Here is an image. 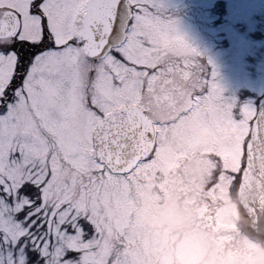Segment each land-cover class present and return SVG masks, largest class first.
<instances>
[{
	"label": "snow or ice",
	"instance_id": "1",
	"mask_svg": "<svg viewBox=\"0 0 264 264\" xmlns=\"http://www.w3.org/2000/svg\"><path fill=\"white\" fill-rule=\"evenodd\" d=\"M162 0H0V264H141L142 194L166 179L146 97L243 136L264 106L225 97ZM249 135H244L245 130ZM213 168L205 191L246 167ZM259 222L264 200L252 207Z\"/></svg>",
	"mask_w": 264,
	"mask_h": 264
},
{
	"label": "flooded vegetation",
	"instance_id": "2",
	"mask_svg": "<svg viewBox=\"0 0 264 264\" xmlns=\"http://www.w3.org/2000/svg\"><path fill=\"white\" fill-rule=\"evenodd\" d=\"M259 73V90L246 89L256 94L252 98L255 105L264 92V70ZM222 90L227 97L230 88ZM146 104L154 119L179 117L161 139L157 153L158 167L166 179L157 191L149 188L142 194L145 209L139 205L149 210L150 225L153 218L160 219L152 223L151 234L164 246L174 245L173 255L178 243L183 254L178 261L185 264H264V235L251 227L238 200L240 181L233 183L225 176L210 192L205 191L211 170L219 167L209 154L219 155L225 168L238 170L242 155L245 163L243 136L235 161L232 130L221 135L209 129L214 125L211 119L180 117L184 95L179 89L170 91L167 103L157 104L146 97ZM200 124L208 127L206 133L197 129ZM172 235L176 237L171 242ZM205 240L210 245H204Z\"/></svg>",
	"mask_w": 264,
	"mask_h": 264
},
{
	"label": "rangeland",
	"instance_id": "3",
	"mask_svg": "<svg viewBox=\"0 0 264 264\" xmlns=\"http://www.w3.org/2000/svg\"><path fill=\"white\" fill-rule=\"evenodd\" d=\"M162 2L167 16L174 21L176 34L196 48L205 62L211 60L219 86L225 90L230 88L227 97H235L242 104L252 102L256 94L252 92L251 95L246 89L259 90V72L264 70V0H162ZM207 128L204 124L197 126L203 133H206ZM209 129L216 130L221 135L226 132L215 123ZM232 132L233 155L236 161L241 134L236 130ZM139 205L145 209L143 196ZM140 206L135 234L141 264H185L178 261L183 257L181 249L177 248L178 243L173 255L171 247L174 245L164 246L163 242L151 234L152 223L160 219L153 218L150 225L149 210L146 209L147 212ZM175 237L172 235L171 242ZM210 243L211 241H204V245Z\"/></svg>",
	"mask_w": 264,
	"mask_h": 264
},
{
	"label": "water",
	"instance_id": "4",
	"mask_svg": "<svg viewBox=\"0 0 264 264\" xmlns=\"http://www.w3.org/2000/svg\"><path fill=\"white\" fill-rule=\"evenodd\" d=\"M259 106H264V95L259 99ZM245 165L238 186V200L245 210L251 227L264 235V218L258 222L252 212L253 205L258 200H264V128L253 127L250 130Z\"/></svg>",
	"mask_w": 264,
	"mask_h": 264
}]
</instances>
